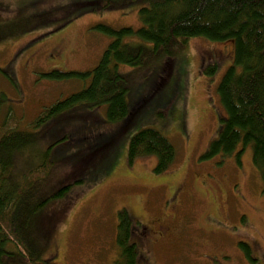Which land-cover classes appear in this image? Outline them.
<instances>
[{"label": "rangeland", "instance_id": "rangeland-1", "mask_svg": "<svg viewBox=\"0 0 264 264\" xmlns=\"http://www.w3.org/2000/svg\"><path fill=\"white\" fill-rule=\"evenodd\" d=\"M146 3L0 0L2 117L12 111L20 129L36 132L18 151L13 176L52 163L49 179L33 190L24 234L56 264H127L116 240L118 212L126 209L141 222L134 239L145 260L136 264H264V176L252 145L239 161L241 143L231 156L202 157L226 114L218 86L234 62L233 40L196 37L173 58L140 68L121 64L131 74L127 120L109 121L105 105L66 110L35 130L30 125L45 106L83 86L46 73L92 70L111 39L96 25L138 28ZM144 128L174 144L167 171H155L156 155L130 161V139ZM52 193L61 195L46 200Z\"/></svg>", "mask_w": 264, "mask_h": 264}, {"label": "trees", "instance_id": "trees-1", "mask_svg": "<svg viewBox=\"0 0 264 264\" xmlns=\"http://www.w3.org/2000/svg\"><path fill=\"white\" fill-rule=\"evenodd\" d=\"M144 1L147 3L139 9L140 27L96 25L111 39L92 70L54 69L46 73L56 79H81L83 86L45 106L30 122L32 129L56 114L77 107L106 105L109 121L127 120L131 114L127 100L131 74L121 71V64L140 68L160 58H173L186 51L189 41L196 37L215 42L233 40L234 62L218 86L226 114L221 117L218 136L202 157L231 156L241 143L237 152L239 161L244 148L251 144L254 164L264 176V0ZM4 36L0 32V39ZM215 68L216 65H211L210 74ZM88 77L91 79L87 85ZM4 100L0 91V264H56L43 259L42 250L30 245L23 225L29 220L30 212L26 209L32 206L33 190L49 179L52 163L45 159L21 178L13 176L18 151L36 132L20 129L21 119L12 111L2 117ZM128 154L130 161L136 156L156 155L155 171L161 173L174 163L176 148L159 130L144 128L131 137ZM59 195L52 193L46 200ZM118 215L116 240L120 256L127 264L143 262L139 243L134 239L141 222L133 219L126 209ZM240 245L254 260L250 246L244 242Z\"/></svg>", "mask_w": 264, "mask_h": 264}, {"label": "bare ground", "instance_id": "bare-ground-1", "mask_svg": "<svg viewBox=\"0 0 264 264\" xmlns=\"http://www.w3.org/2000/svg\"><path fill=\"white\" fill-rule=\"evenodd\" d=\"M5 117V116H4Z\"/></svg>", "mask_w": 264, "mask_h": 264}]
</instances>
